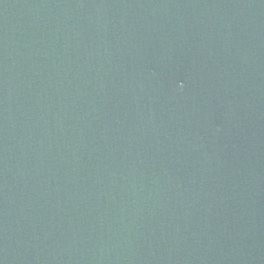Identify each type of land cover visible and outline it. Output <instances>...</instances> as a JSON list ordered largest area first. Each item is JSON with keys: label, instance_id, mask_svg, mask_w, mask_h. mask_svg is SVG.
<instances>
[{"label": "water", "instance_id": "1", "mask_svg": "<svg viewBox=\"0 0 264 264\" xmlns=\"http://www.w3.org/2000/svg\"><path fill=\"white\" fill-rule=\"evenodd\" d=\"M0 264H264V0H0Z\"/></svg>", "mask_w": 264, "mask_h": 264}]
</instances>
